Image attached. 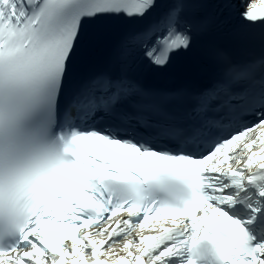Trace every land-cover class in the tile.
I'll list each match as a JSON object with an SVG mask.
<instances>
[{"label": "snow or ice", "instance_id": "snow-or-ice-1", "mask_svg": "<svg viewBox=\"0 0 264 264\" xmlns=\"http://www.w3.org/2000/svg\"><path fill=\"white\" fill-rule=\"evenodd\" d=\"M0 264H264V0H0Z\"/></svg>", "mask_w": 264, "mask_h": 264}]
</instances>
